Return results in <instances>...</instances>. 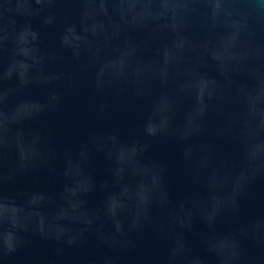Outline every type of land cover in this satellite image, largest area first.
<instances>
[{
    "label": "water",
    "instance_id": "1",
    "mask_svg": "<svg viewBox=\"0 0 264 264\" xmlns=\"http://www.w3.org/2000/svg\"><path fill=\"white\" fill-rule=\"evenodd\" d=\"M0 264H264V0H0Z\"/></svg>",
    "mask_w": 264,
    "mask_h": 264
}]
</instances>
